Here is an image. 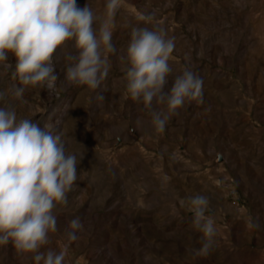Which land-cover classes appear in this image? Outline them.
Listing matches in <instances>:
<instances>
[{"label": "rangeland", "instance_id": "obj_1", "mask_svg": "<svg viewBox=\"0 0 264 264\" xmlns=\"http://www.w3.org/2000/svg\"><path fill=\"white\" fill-rule=\"evenodd\" d=\"M87 2L103 13L105 0H76ZM153 10L154 23L175 40L174 74L188 67L203 80V103L186 104L163 133L127 97L118 59L131 27L151 26L140 16ZM112 43L99 89L64 86L57 56L55 90L32 89L22 101L7 96L18 118L41 127L59 121L69 150L82 155L46 248L67 246L66 264H264V0H122ZM13 85L11 71L0 77V91ZM196 193L208 196L217 226L206 257L192 254L201 234L180 204ZM77 217L84 230L69 241ZM0 264L34 261L9 243L0 246Z\"/></svg>", "mask_w": 264, "mask_h": 264}, {"label": "clouds", "instance_id": "obj_2", "mask_svg": "<svg viewBox=\"0 0 264 264\" xmlns=\"http://www.w3.org/2000/svg\"><path fill=\"white\" fill-rule=\"evenodd\" d=\"M121 5L122 0H105L98 15L88 2L80 7L76 0H0V77L11 71L19 85L0 91V246L11 243L19 255H31L34 264H66L67 246L59 251L46 246L58 231L57 210L68 204L82 155L69 150L59 121L49 118L41 127L18 118L8 93L22 101L26 91L55 90L57 56L63 57L64 86L99 89L115 52L112 36ZM155 19L156 10L141 14L140 20L151 26L131 27L118 59L127 97L142 104L152 129L163 133L186 104L203 103V80L188 67L174 74L175 40ZM169 77L173 82L166 90ZM180 204L192 214V229L201 234L193 256H208L217 236L208 196L196 193ZM83 230L79 217L71 220L68 240L75 241Z\"/></svg>", "mask_w": 264, "mask_h": 264}]
</instances>
